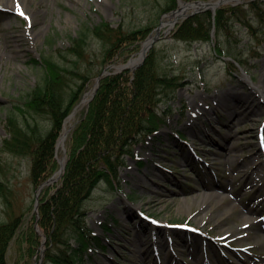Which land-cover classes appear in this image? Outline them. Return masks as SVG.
Listing matches in <instances>:
<instances>
[{
	"label": "rangeland",
	"instance_id": "rangeland-1",
	"mask_svg": "<svg viewBox=\"0 0 264 264\" xmlns=\"http://www.w3.org/2000/svg\"><path fill=\"white\" fill-rule=\"evenodd\" d=\"M166 3L167 0H24L23 7L27 11L38 12L31 19L12 9H0V35H5L6 40L20 37L15 43L16 50L5 42L0 43V222L7 221L12 214L20 217L24 226L33 223L37 191L30 181L31 159L5 151L3 142L8 135L9 115L14 114L22 123L23 116L16 107H23L26 93L42 81L44 72L40 63L34 61L52 55L64 67H73L77 73L91 76L81 101L85 93L92 92L97 75L104 69L103 46L90 36L85 57L78 60L67 53L71 38L86 25L101 21L113 29L120 26L123 31L151 27L156 72L177 77L180 87L170 102L165 127L136 143V157L124 159L114 185L99 184L84 203L86 226L98 238L84 257L85 264H163L161 259L166 252L162 248L153 251L152 246L154 240L164 239V233L173 247L180 246L178 250H183L181 245L186 241L193 251L199 248L205 264L237 262V258L231 256L236 249L249 258L247 264H264V229H250L248 238L241 243L239 234L234 232L225 239H210L205 234L206 227H200L197 222L207 202L199 203L202 193L187 195L189 189L216 183L224 194L216 192L215 196H227V199L218 203L216 198L215 206L231 214L230 229L242 223L244 217L240 211L249 203L258 207V211L248 214V222L264 219V100L254 93L255 104L261 110L247 117L234 115L243 112L245 105L235 102L228 109H219L215 102V97L231 86L243 85L246 92L260 79L263 57L255 52L264 54V0H236L218 7L216 12L224 14L227 30L214 29L210 41L194 43L175 40V28L168 24L155 33L162 22L173 20L170 13L179 8L176 1L173 10L163 11ZM254 3L261 11L258 15L250 10ZM231 8L235 9L233 13L229 11ZM48 41L52 42L51 46ZM144 41L137 50L125 53L124 58L116 56L109 65L110 71L138 57ZM217 46H221L222 57L216 54ZM60 53H67L66 59ZM74 61L78 63L76 69ZM75 81L77 77L70 75L67 82L73 87ZM85 106L67 124L72 126L70 130ZM213 107L219 111L214 112ZM162 108L160 104L159 110ZM26 118L32 124H48L43 116L30 113ZM259 132L263 133L262 140L258 139ZM177 133L182 134L185 141H180ZM233 134L237 137L232 142H238L239 146L232 154H225L224 139ZM56 153L59 160H66L61 147ZM247 165L256 192L243 188V169ZM150 172L157 178L153 179ZM233 201L237 207L231 210L229 206ZM209 211L207 208L205 212ZM178 225L192 227L195 231L178 228ZM137 238L144 243L145 253L135 251ZM217 247H225L227 251L222 249L223 254L215 259ZM45 248V241L41 246L40 240L36 253L26 255L24 261L20 258L24 248L14 239L7 252V262L49 264L45 260ZM183 252L182 264H197L185 249Z\"/></svg>",
	"mask_w": 264,
	"mask_h": 264
},
{
	"label": "trees",
	"instance_id": "trees-1",
	"mask_svg": "<svg viewBox=\"0 0 264 264\" xmlns=\"http://www.w3.org/2000/svg\"><path fill=\"white\" fill-rule=\"evenodd\" d=\"M165 6L163 11L173 10L176 0H167ZM250 7L255 15L261 13L255 3ZM229 11L233 13L235 9ZM226 24L221 11L216 12L214 21L210 12L199 13L179 22L173 38L188 43L208 42L212 27L225 32ZM244 26L250 28L248 24L244 23ZM152 30L150 27L123 31L120 26L111 28L105 21L86 25L71 38L67 53L78 60L83 59L88 39L93 36L103 46L105 66L116 56L124 58L125 53L137 50ZM48 42L51 46L52 42ZM215 51L222 55L221 46ZM67 53L60 55L66 59ZM154 57L153 46L133 73L124 70L100 79L88 108L66 141L67 163L60 180L42 188L37 224L46 239L45 260L49 264H85L84 257L97 244L98 238L86 226L84 203L99 184L114 185L125 157H135L136 143L165 127L170 102L180 84L177 77L156 72ZM34 62L42 67V81L26 93L23 107H16L23 116L22 123L14 114L9 115L3 148L15 155L30 157V181L36 189L58 169L55 145L63 122L92 77L77 73L73 67H64L52 55H44ZM77 64L74 61L75 69ZM70 75H75L78 80L73 87L67 82ZM30 113L45 117L48 124H32L26 118ZM8 217L7 221L0 222V264H8L7 252L12 240L16 239L24 248L20 252L24 261L26 255L36 253L41 240L34 229L35 216L33 223L26 226L20 217L12 214Z\"/></svg>",
	"mask_w": 264,
	"mask_h": 264
},
{
	"label": "bare ground",
	"instance_id": "bare-ground-1",
	"mask_svg": "<svg viewBox=\"0 0 264 264\" xmlns=\"http://www.w3.org/2000/svg\"><path fill=\"white\" fill-rule=\"evenodd\" d=\"M236 2V0H214V1H210L206 4H202V3H193V4H184L181 3L180 7L178 8V10L176 11V13L172 16L173 19L179 18L183 15L186 14L187 11L189 10H200L203 8H212L214 10H216L218 7L222 6V5H227V4H231ZM24 6V0H0V9L1 8H8V9H12V11H14L15 13L20 12V13H24L27 14V16L31 19V16H36L38 14V12L35 9H30L29 11L26 10ZM169 22V21H168ZM172 23L169 22L168 25L170 26ZM164 26H167V24H164ZM163 26V27H164ZM32 35V34H31ZM20 36V35H19ZM1 38V42H5L6 44H8L10 46V48L16 50L17 46L15 45V43L20 40V37H14V39H9L6 40V36L5 35H0ZM257 54V56H261L262 55V63H261V74H260V79L259 81L252 87L248 88L247 91H244L245 86L243 85H235V86H231L229 89H226L224 92H222L221 94L217 95L215 97V102H217V107L219 109L222 108H227L228 106L239 103L241 105H245L246 108L244 109L243 112H238V113H234V115H239L242 117H247V116H252L257 114L261 108L258 107V104H255V98H253V94L254 93H258L260 98H262L264 100V86L262 85V82H264V54L261 51H257L255 52ZM141 59V53H139L138 57L133 58L130 60V62L128 63V67L133 68L135 67L139 61ZM91 95V91L87 92L84 97L82 98L81 102L79 103V105L77 106V108L75 109L74 113L66 120L65 122V126L63 129V133L59 139V143H58V147H61L67 136L68 133L71 129L72 126H68L67 124L69 123V121L75 116L76 112L82 108L89 100ZM214 112H218L219 110L215 107H213ZM227 140L224 139V150H225V154H232V151L235 148H238L239 144L238 142H232L234 140H236V135H227ZM226 140V142H225ZM222 153L217 155L218 157H221ZM61 165L63 166L65 163V159H61ZM254 162V161H253ZM255 164V163H252ZM256 166H258L256 164ZM61 173V168L60 170L56 173L55 178H58L59 175ZM241 173V172H240ZM150 175L152 176V178H157L156 174H153L150 172ZM242 178L244 179V184H243V188L244 189H252L256 192L255 189V184L253 183V181L250 178V171L248 170V165L245 166V168L243 169V176ZM220 189V186L217 185L216 183H213L212 186L209 185H203L201 188L195 187L193 189H189L187 191V195H194V194H199L202 193V196H200L199 198V203L200 204H204L205 202H207V206L206 209H210L209 212H205L206 209H203V215L197 220L198 224L200 227L204 228L206 227V235L210 238V239H217V238H227L229 236V234L231 232H234L239 237V242H243L244 240H246L248 238V232L250 231V229H264V219H262L261 221H258L257 223H252V222H248V214L250 213H256L258 211V207H253L251 203H249L248 207H245L244 209H242L240 212L242 213L244 219L242 220V223L237 225L233 230L229 228L228 224L230 222V217L231 214H229L225 209H219L215 206V200H216V196H215V192H217V190ZM186 193V192H185ZM204 193V194H203ZM238 195V194H237ZM161 197H163V195H161ZM212 200L210 202V200ZM214 200V201H213ZM197 201V200H196ZM238 202H241V199L238 200ZM236 202L233 201L231 203V205L229 206V208L231 210L235 209L237 206L235 204ZM224 226H226L227 228L225 229ZM213 231H215V233H213ZM243 232V233H242ZM213 233V234H211ZM242 233V234H240ZM164 239L162 240H154L153 242V251H157L160 250V248H162L164 250V252H166L165 254H163V259H161L163 264H182L180 262L181 256L183 255V251L184 249L189 253V255L192 257H194L195 263L197 264H205L201 258V254L199 253V248H197L195 251L192 250V248L190 246H188V243H190L189 241H186L184 243V245H181L182 249L178 250V247L180 248V246H175L172 245V243L170 241H168V236H166V233L163 234ZM167 239V240H166ZM134 241V240H133ZM137 243V245H135V251L136 252H146V248L144 247V243L141 241L138 242V238L135 239V242ZM222 246V245H221ZM233 247V246H231ZM145 249V250H144ZM218 252L217 254H215L213 258L218 259L217 255L219 254H223L224 251H227V248H221V247H217ZM224 249V251L222 250ZM241 249H243V247H241ZM142 252V253H143ZM179 252V254H178ZM231 256H235L237 258V262H228V264H247L248 263V259L244 257L242 254H240L239 252H237V249L234 251L233 255L231 254ZM157 262V259L155 260ZM230 261V260H229Z\"/></svg>",
	"mask_w": 264,
	"mask_h": 264
},
{
	"label": "water",
	"instance_id": "water-1",
	"mask_svg": "<svg viewBox=\"0 0 264 264\" xmlns=\"http://www.w3.org/2000/svg\"><path fill=\"white\" fill-rule=\"evenodd\" d=\"M178 4H180V1H178ZM195 12H198V11H195ZM195 12H194V13H195ZM176 21H177V20H174L173 23H175ZM159 28H160V27H158V28L156 29L157 32L159 31ZM153 40H154V38L149 39V40L147 41V42H148V47L145 48L144 52L147 51L148 48H150L151 43H152ZM144 56H145V55L142 56V60H143ZM138 66H139V65H137L135 68H137ZM49 181H53V179L51 178Z\"/></svg>",
	"mask_w": 264,
	"mask_h": 264
},
{
	"label": "snow or ice",
	"instance_id": "snow-or-ice-1",
	"mask_svg": "<svg viewBox=\"0 0 264 264\" xmlns=\"http://www.w3.org/2000/svg\"><path fill=\"white\" fill-rule=\"evenodd\" d=\"M21 15H23V13H20Z\"/></svg>",
	"mask_w": 264,
	"mask_h": 264
}]
</instances>
